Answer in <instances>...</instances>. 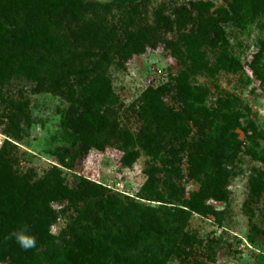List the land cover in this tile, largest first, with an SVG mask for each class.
<instances>
[{
  "label": "rangeland",
  "instance_id": "374dc122",
  "mask_svg": "<svg viewBox=\"0 0 264 264\" xmlns=\"http://www.w3.org/2000/svg\"><path fill=\"white\" fill-rule=\"evenodd\" d=\"M83 1L89 5L83 18L61 13L50 20L49 28L56 40L54 51L18 46L11 40L2 46L0 163L16 170L20 186L45 182L44 190L52 193L57 179L72 187L76 174L102 185L118 199L125 214L117 222L115 217L102 216L98 211L85 214V200H51V232L60 245L79 235L105 241L109 235L137 230L143 219L150 232L126 254L130 257L152 254L157 264H264V190L254 194L249 184L250 177L263 171L264 165L247 153L252 145L240 131L237 137L243 144L234 157L223 162L228 172L227 199L209 200L213 213H188L185 223L177 207L190 199L200 184L189 176L188 160L192 154L195 156L207 132L216 131V124L210 128L185 124L188 133L182 138L159 133L162 150L156 159L143 148L128 146L125 140L127 133L135 138L158 131L139 115L148 88L167 84L163 108L180 110L172 87L176 74L192 63L187 59L185 66L179 65L168 46L196 33L201 13L194 3L212 1L214 6L205 15L219 19L218 10L227 9L230 0H135L122 7L112 0ZM16 18V27L1 16L0 22L10 30H21L24 15L20 13ZM223 26L228 41L237 48L241 68L214 72L219 54L204 46L200 63L189 74V84L205 92L204 105L208 109L239 112L251 119L264 136V55L255 59L264 31L255 23L240 28L234 22H224ZM130 34L142 39L145 49L123 59L120 50ZM102 79L112 87L110 103L102 109L109 127L100 134L93 133L88 149L78 146V157L69 170L59 165L52 151L68 154L73 145L51 138L61 130L62 119L68 121L72 132L91 82ZM258 145L256 151L264 150V139H259ZM131 149L138 150V158L131 166H123L122 157ZM166 161L177 164L181 172L180 177L171 178L174 193L164 170ZM193 165L197 170L196 160ZM150 168L155 170L152 177L146 173ZM205 173L199 166L198 176L204 178ZM260 179L264 181V177ZM154 219L159 220L160 228L152 231ZM172 247L177 252H171ZM34 249L39 252L43 247L36 242Z\"/></svg>",
  "mask_w": 264,
  "mask_h": 264
},
{
  "label": "trees",
  "instance_id": "16d2710c",
  "mask_svg": "<svg viewBox=\"0 0 264 264\" xmlns=\"http://www.w3.org/2000/svg\"><path fill=\"white\" fill-rule=\"evenodd\" d=\"M135 0H112L117 7H122ZM88 4L83 0H0V16L11 26H17V16L24 15V27L20 30L8 29L0 22V58L3 56L2 46L11 40L18 46L43 47L46 51H54L56 40L51 34L49 22L61 13H68L74 19L84 17ZM212 1H197L194 7L201 13L197 31L191 36H182L178 41L168 46L169 54L175 58L179 65L186 64L187 59L191 65L176 74L175 84L172 87L176 100L181 108L171 112L163 108V98L169 90L167 84L155 88H148L144 93V102L140 106L139 115L142 120L153 123L157 133L147 131L133 138L127 133L125 140L128 146H137L146 150L152 158H158L162 145L159 133L179 135L188 133L185 124L202 128L214 125L216 131L209 130L206 139L195 149L193 156L189 157V176L198 181L199 188L191 194L190 199L182 201L177 211L181 213L182 223L186 222L188 213L205 216L213 213V206L209 200L225 201L227 170L223 162L235 155L243 144L237 137L240 131L245 140L249 141L252 148L247 151L253 158L260 160L264 165V150L256 151L258 140L264 136L258 131L254 122L239 112L213 111L204 105V91H196L189 84V74L200 63L203 52L202 47L208 46L218 52L214 72L219 70L236 71L241 68L237 48L228 41L223 23L234 22L240 28L248 23H255L264 31V0H230L227 9L218 10L219 19L206 16L213 8ZM223 22V23H221ZM10 30V31H8ZM213 36V37H212ZM258 51L255 59L264 55V37L258 40ZM145 49L142 39L135 34H130L120 55L128 59ZM112 87L107 79L94 80L84 98V109L78 114L76 125L69 132V124L61 120V130L52 136V140H63L73 145L67 152L52 151L57 155L59 165L69 170L79 154V148L88 149L93 141V133L100 134L107 131L109 121L102 109L110 103ZM219 122V123H218ZM206 123V125H203ZM182 138V137H181ZM78 146H80L78 148ZM137 149L124 153L121 164L131 166L138 158ZM194 157V158H193ZM194 160L198 165L194 169ZM168 185L175 192L173 177H180L178 165L170 161L164 162ZM199 166L206 172L204 178L198 176ZM211 169L210 172L207 169ZM149 177L155 173L153 168L146 171ZM74 184L68 187L63 179H57L53 192L44 190V183L33 185H19L17 172L11 166L0 163V264H157L155 255L144 257H130L126 255L133 250L150 232L146 222L141 219L138 229L130 233H116L109 235L105 241L94 237L77 236L76 239L67 241L65 245L57 242V237L52 234V214L49 206L51 200L63 199L67 202L85 200V214L98 211L102 216L115 217L120 221L125 210L120 207V202L109 194L100 184L89 182L79 175L74 174ZM264 170L258 175L251 176L249 184L251 191L258 194L264 190ZM174 195V194H173ZM154 200V199H153ZM151 230L160 228L159 220H153ZM183 225V224H182ZM26 230V234L34 236L36 242L43 247L42 251L23 249L12 237V233ZM126 234V235H125ZM10 236V238L8 237ZM170 251V250H169ZM177 252L171 248V252ZM264 255V251L262 252ZM9 259L10 263L6 260Z\"/></svg>",
  "mask_w": 264,
  "mask_h": 264
},
{
  "label": "clouds",
  "instance_id": "9594fccd",
  "mask_svg": "<svg viewBox=\"0 0 264 264\" xmlns=\"http://www.w3.org/2000/svg\"><path fill=\"white\" fill-rule=\"evenodd\" d=\"M12 237L15 238L16 242L23 249H31L36 246V239L34 236H30L26 234V230H22L20 232L12 233Z\"/></svg>",
  "mask_w": 264,
  "mask_h": 264
}]
</instances>
